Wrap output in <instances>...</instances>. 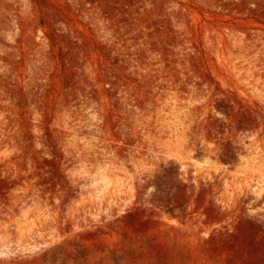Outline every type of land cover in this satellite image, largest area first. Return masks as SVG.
I'll return each mask as SVG.
<instances>
[{"label":"rangeland","instance_id":"rangeland-1","mask_svg":"<svg viewBox=\"0 0 264 264\" xmlns=\"http://www.w3.org/2000/svg\"><path fill=\"white\" fill-rule=\"evenodd\" d=\"M0 264H264V0H0Z\"/></svg>","mask_w":264,"mask_h":264},{"label":"trees","instance_id":"trees-1","mask_svg":"<svg viewBox=\"0 0 264 264\" xmlns=\"http://www.w3.org/2000/svg\"><path fill=\"white\" fill-rule=\"evenodd\" d=\"M221 160L224 161V162L226 161L225 159H221Z\"/></svg>","mask_w":264,"mask_h":264}]
</instances>
